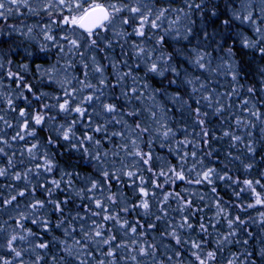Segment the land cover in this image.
I'll use <instances>...</instances> for the list:
<instances>
[{"label":"snow or ice","instance_id":"1","mask_svg":"<svg viewBox=\"0 0 264 264\" xmlns=\"http://www.w3.org/2000/svg\"><path fill=\"white\" fill-rule=\"evenodd\" d=\"M25 13L36 22L12 27L56 61L0 56V264H248L264 232V94L238 57L264 66V0H0V19ZM189 15L229 35L220 55L191 47L197 71L181 73L166 50L209 35L179 26Z\"/></svg>","mask_w":264,"mask_h":264},{"label":"clouds","instance_id":"2","mask_svg":"<svg viewBox=\"0 0 264 264\" xmlns=\"http://www.w3.org/2000/svg\"><path fill=\"white\" fill-rule=\"evenodd\" d=\"M208 3L219 5L221 9H223L226 5L229 4V0H206ZM11 15V13H9ZM189 20L196 21V23H192L189 25ZM220 17H212L210 20H205L204 17L196 15L191 16L189 15L188 19H182L179 22V26L188 25L193 29L194 33H200L206 31L209 35L208 36H200V35H193L191 37V43H189L188 40L181 39L179 43L173 41V48L167 49L166 52L174 53L175 54V60L179 61V71L181 73H184L186 71H193L196 72L197 69L194 65L185 63L186 62V52L191 49V47H194L196 44H206L208 46V51L211 52L213 48H215L216 53L220 55L219 48H216L215 44L212 42L215 41L217 44L223 45V40L226 36L229 35V33H223V35H220L223 25L219 24ZM215 22V24H214ZM239 23V22H238ZM25 26H30L32 24H24ZM236 31H239L240 29H235ZM26 31V28H25ZM163 31V29H161ZM40 29H35V33H39ZM11 33V36L9 35ZM12 37H15V40H12ZM0 38L7 39L10 41L8 48H0V56L7 54L9 56L15 55V58L18 62L21 63H27L28 61H50L55 63L56 56H55V49L50 48L47 52V54L38 51V45L40 43V37L37 35L35 38H29L26 35H21L15 28L12 27V25L8 26H0ZM184 45H188V49L184 48ZM248 54L245 56L241 54L238 59H243L245 63H252L253 68H256V75L254 77V83L257 84L261 94H264V78H262L259 73L261 71H264V66L261 65V62L259 59L253 60L251 56L250 50H247ZM185 53V54H182ZM27 58V60H24V58ZM133 61L135 62V57H133ZM168 72L165 71V75H167ZM30 77L32 78V83L37 88H42L45 92H48L49 94L52 93V89L50 88H44V85L50 83L46 79H42L41 73L39 70H36L35 72H29ZM243 78V77H242ZM157 81H163V87L168 88V82L166 79H164L163 76H156ZM159 86V85H158ZM178 87L177 84H172L171 89H176ZM158 95L164 96L165 93L161 92L158 93ZM33 96L37 99H39L38 93H33ZM187 99V97H186ZM48 135H56V128L54 126H47L44 129ZM53 147H55L58 151L61 149L56 145L55 140L53 141ZM63 151L60 152L59 160L63 163V161L66 158H70L73 163H82L83 168L82 172L86 173L89 170V160L87 157L81 162L79 160V153L78 151L72 149L69 145L65 144V146L62 148ZM76 151V155H72V153ZM160 151H167V149H160ZM249 243L247 245V248L249 251H255V255L248 258V264H264V252L261 251L262 248H264V232H258L255 237H248ZM239 247V245H237ZM225 255V253H223Z\"/></svg>","mask_w":264,"mask_h":264},{"label":"trees","instance_id":"3","mask_svg":"<svg viewBox=\"0 0 264 264\" xmlns=\"http://www.w3.org/2000/svg\"><path fill=\"white\" fill-rule=\"evenodd\" d=\"M36 17H31L29 14L25 13L24 15H14L12 17H10L9 19L7 20H4V19H0V26H8V25H17V26H20V25H24V24H33L34 22H36ZM119 51V49H117V52ZM247 51V50H245ZM239 58V57H238ZM37 63H39V61H37ZM7 83V81H6ZM0 107H2V105H0ZM39 135L41 138H46L48 136V134L46 133V131H42V132H39ZM105 146L106 147H111V145L107 144V142H105ZM53 151L56 152L57 149L55 147H53ZM63 149L61 148L59 150V152H62ZM156 151L158 153H161V154H166V151H160L159 148L156 149ZM57 159H59V156L57 157ZM169 159H172L171 157H169ZM175 161L173 160V163ZM89 173L91 172V170L88 171ZM81 174L83 175L84 173L81 172ZM144 175L147 177L149 176L150 174L145 172ZM127 179V178H125ZM179 183V182H178ZM119 187L125 192L126 195L128 196H131L132 195V191H131V186L127 183H121L119 184ZM167 187V186H165ZM184 187V185L182 183L179 184V187L176 188L177 191H180L182 188ZM201 191H207L206 189H203L201 188L200 189ZM218 191L220 193V196L224 199V200H229L231 198V192L229 189L227 188H224L223 186H220L218 188ZM77 203H79V201H77ZM207 211V210H206ZM255 213H253L254 215ZM209 215H211V213H209ZM234 251L238 250L237 248H233ZM225 255H227V252H225Z\"/></svg>","mask_w":264,"mask_h":264}]
</instances>
